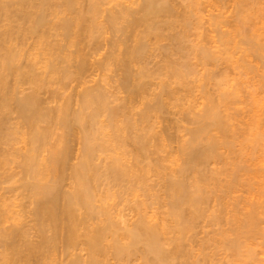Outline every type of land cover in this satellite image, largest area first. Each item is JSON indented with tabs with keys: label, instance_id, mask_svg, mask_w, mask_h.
Listing matches in <instances>:
<instances>
[{
	"label": "bare ground",
	"instance_id": "1",
	"mask_svg": "<svg viewBox=\"0 0 264 264\" xmlns=\"http://www.w3.org/2000/svg\"><path fill=\"white\" fill-rule=\"evenodd\" d=\"M216 1L218 2L220 0ZM229 1L230 0H228V2ZM236 1H238L237 4L239 7L235 6L239 8V10L237 9L238 11H234L236 16H232L235 17L233 23L235 27L231 26V30L234 28L232 32L229 31L230 28L228 30H221L223 32H220L221 27H224L221 20L225 21L226 18H229L219 13V16L218 14L215 16V14V17L213 14L207 15V17L211 15L209 19L214 21L212 26L216 27V29H213V31L215 32L214 34H218L215 35V37L219 36V43L215 44L216 42H212L215 37L212 36L213 33H206L208 29L203 33L208 36L211 34V48H213L215 44V49L219 47L223 48L218 44H225V49L228 47L226 44H233V48L236 47L238 49L237 46L243 43L241 40H239V43H234V40L237 38L233 36L238 34L237 36L235 35V37H238L240 34V39L244 40L248 49L251 50H248L250 54H247V51L244 49V55L246 54L245 56L248 57V55L253 54L252 52H255L254 57H257L256 53L261 56L264 53V37L262 38L261 35H264V33H258V31H260L263 26H260L261 29L257 30L256 36L262 34L258 35V38H255L254 34L256 31L254 34L251 33L252 31H250V29L252 28L251 30H253V27H251L252 25L250 26V23L254 20L255 22L259 20L258 24H261L259 22L260 20L262 22V18H264V16L262 17L264 12L262 9L264 1L262 0V7H260L262 4L260 5L259 3L261 0H235V2ZM209 2L204 1L203 3V1H201L202 4H200L199 0H0V264H56L60 260L55 262V260L58 259L56 257L60 256H56L59 252L62 255L64 253L65 257L63 259H66L63 262V256L61 255L62 257H59L61 261H59L58 264H60V262L66 264L65 261H67V264H110L112 262L110 261L111 259H114L113 263L116 264H131L132 261L138 260L136 259L137 257L140 258V261L138 260L139 263L145 264H204L205 262H203V260L208 255L211 257L214 256L215 262L213 263H216V261H218L216 260L217 257L224 255L222 250L227 246L228 248L224 251L227 253L228 250V254L239 249V247L237 249V239H232L230 241V238H228L229 236L226 237L224 234L225 237H222V229L219 230L222 226L219 225V223H224V221L219 222L220 219L218 220L217 217L221 214L217 211V208V213L215 211L212 212L214 210L213 208V210H210L212 213L209 212L211 214L207 216H209V219L212 217L211 220L214 222L218 220L219 223L217 222V224L221 226H218V230L221 232L222 241L220 237H217L220 238L219 241L213 234L212 237L210 236L211 239L216 238L218 240L216 241L215 239V242L213 240L214 245L212 243L209 244V242H212L209 236H206L207 238L205 237L209 239L208 241H206V239L203 240V244L201 243L198 245L201 241H199L198 244L194 242V244L195 246L198 245L196 249H199V246H201V249L202 245L203 247H208L209 244L211 247H208V249L213 246L215 253L217 248L220 250V248L222 249L224 247L220 250V254L222 251L223 255L213 252L211 255L207 252L206 254H202V252H205V248H202L204 251L201 250V253L195 251L197 257L203 255V259L198 258L200 261L202 260L200 262L194 257L196 255L195 253V255L193 254V250H195L194 244L193 250L191 248V243L193 242L192 238H196V234L193 232L196 223H198L202 217L205 219V224L203 223V226L207 223L205 214L208 213V210H206L204 214V207L209 203H207L206 198L208 187L210 184L212 187L214 185L216 186L214 189L217 191V197L222 188L226 189V187H222V182L225 177L221 181L222 188L217 184V178L219 176L221 177V174L227 173V170H225L226 167L223 166L225 169L218 168L217 170L215 168L216 171H212V168L219 162L218 160L221 159V153L223 156L229 155L225 154V150H223L225 153L221 152L222 149L227 148L228 150L232 143H235L232 139L236 140V138L239 137L236 135L244 130L241 128L242 131H240L241 129L231 122V117L233 118V122H235L234 117L236 116L237 118V113L240 112L236 111V109H229L230 106L234 104V101L231 103V100H234L235 97L231 93L235 95V90L230 92L232 96L229 95L228 91L226 94L220 93L219 95L216 93L219 96L218 99L215 97L216 94L214 92H211V94L209 93L211 90L209 87L210 90H208V88L206 90L210 95L207 93V96H209L206 98L207 96H205V94L207 91L203 89L204 93L202 94L205 96V98L203 97L204 101L209 100L208 102H204L206 105H204V108L202 106L203 111H201L202 109L198 111V113H200L199 115L194 111L196 110V107L193 106L194 104L191 105L195 108H190L189 101H187V98L185 100L186 96L183 95L184 92H182V90L185 91V88L190 87V85L193 86V84L197 83L198 86L199 83L201 84V78H203L202 84L210 86L208 81L204 80V78L210 81L212 75H220L221 73L223 75L225 70L228 72L232 69V61H228L227 59L228 63L231 62V66L229 67L230 64L227 66L228 63L223 59L225 56H221L219 52L220 48L218 51L219 53L214 50L217 55L219 54L217 56L216 53L212 51L214 48L212 50L210 48V50L205 48L207 47L205 44L207 38L205 40L203 39V43L206 46L201 43L203 41L202 38H205L207 35H200L201 37L203 36L201 39H199L200 36L196 37L202 34L201 32L204 30L202 28H208V26H206L207 24H204L205 20L203 17L200 16V18H202L200 20H204L202 21V23H204L202 24L199 22V15H203L205 12L200 10L199 12L203 13L201 14L198 12V9L200 6L201 9L205 6L208 8L209 6V13H213V11L210 10L211 2L210 4ZM220 2L218 3L219 7ZM205 3L209 5L204 6ZM234 3H231L233 4L232 6H234ZM214 4L211 8L215 7ZM256 4L258 6L255 10L260 12L261 10L259 9H262L261 15L257 11L259 16H257L255 10L251 9L254 13L256 12V15H254V13L252 15L251 12L253 11H249V8H252ZM258 7L260 8L257 9ZM223 8L224 6H222V9ZM216 9L218 10V7H216ZM220 15H222L221 18ZM254 16L259 19L254 18ZM260 17L262 18L260 19ZM219 18L221 20H219ZM209 19L206 21L209 22ZM228 21L230 22H227V25L225 24L226 27L232 25H229L231 20L229 19ZM199 23L202 24L200 25L202 30L198 28L200 27ZM263 23L264 22H262L261 25H264ZM247 24L251 27L249 31ZM203 25L204 27H202ZM211 27L209 28L212 29ZM255 28L254 30H256ZM210 29L209 31H211ZM215 30H217L218 33ZM197 31L201 32L198 33ZM192 37L198 38V40L201 41L200 43L204 46L198 43L197 46L195 45L196 43L193 44L194 39L192 41ZM245 44H243V46ZM234 45L236 46L234 47ZM199 46L202 47L199 48ZM104 47L106 48L104 49ZM103 50H105V52ZM223 50H221V53L224 54ZM102 51L103 53H101ZM225 53L227 52L225 51ZM98 55L101 56L97 58L99 60L96 59ZM193 55L195 56L194 61H196V57H198V59L205 64L203 65L200 63V66L202 64V66L207 67V65H214L215 63V65L218 66V68L215 67L218 71L220 64L225 61L226 63L223 62L225 64L222 68H229H224L225 70L221 68L219 70L223 72L219 71L220 73L218 72L216 74H214L215 71L214 73L211 72L213 71L212 65H210L211 71L207 69L210 66L205 68V70L203 68L202 72L198 73H203L202 76L200 75L199 82V75L198 77L193 75L195 72L197 74V71L200 72V68L198 66L199 69L196 68V64L199 63L196 62L195 65L193 64L194 61L191 59L194 57ZM158 56H161L159 58L162 59V61H159V58V60L156 58L158 61L153 58ZM219 56L223 58L221 59ZM240 58L241 59H238L240 62H242V60L245 62L248 59L250 63V56L246 60L243 57ZM150 59H155L157 62V65L154 66V68L156 67L155 70H153L154 68H150L151 65L149 68L147 67V64L150 63H148ZM189 59L193 61L191 64ZM217 61H220V64H218ZM236 62L238 63L237 60ZM236 62L235 64L237 66L238 64ZM246 63L247 62L244 64ZM192 64L195 67L190 66ZM235 64L232 66L233 69L237 68L239 70V66L234 68ZM240 64L241 63H239V65ZM248 66L252 67L251 64H248ZM90 67L92 70L94 69V71L99 72L98 74L100 75L98 76L101 78H98L96 82L94 81V86L89 87L87 86V82H89L87 78L93 75L87 76L88 73L89 75L93 73V71L90 72L91 70L88 71ZM249 67L247 68L249 69ZM192 68L196 69L193 70ZM252 70L255 71V67H252V69L248 71ZM225 72L224 74H226ZM94 74L96 73L94 72ZM192 76H194L199 83L197 81L195 83V81H193L194 77L192 78ZM225 76L226 75H224V77ZM216 78H218V76L214 77V79ZM190 79L193 80L191 81ZM223 79L219 80L218 78V82L224 81ZM205 81L206 83H204ZM216 83L214 85L211 84V87L215 88V90L216 88L218 89V87H222V85L217 87ZM263 85L264 84H262V86ZM25 86L29 87L28 90H30V93L26 92V94L24 92L23 89ZM195 86L196 85L193 87ZM202 86H200V88H202ZM193 87L192 90L194 91ZM260 88L264 90V86H260L259 89ZM189 89L188 91L191 93L192 90L191 88ZM48 91L49 96L47 97L45 93ZM75 92L76 95H73ZM119 92H122V94L124 92L123 96L126 95V93L128 95L124 100L119 99L117 97L121 94ZM181 92L183 93L182 96ZM215 92L218 91L216 90ZM115 93L119 94L116 96ZM213 93L217 101L214 100V98L212 100ZM44 94L46 96L45 98ZM122 94L120 95L121 97H123ZM73 96H75V99ZM140 96L142 101L143 99H148L146 100L147 102H145V100L143 101L145 103H143L144 107H142L141 110L139 107L138 109L135 107L140 111L136 112L137 114L134 115L132 114L133 110L131 111L130 106L132 104L135 106ZM136 97L138 100H136L135 103H131ZM150 97L153 98L149 99ZM182 97L189 106L186 107L187 105H184L186 110H183L184 107L181 105L183 103ZM113 98L115 102L112 100ZM73 101H75L74 105L77 109L72 107ZM142 101L140 99V106L142 105ZM56 102L58 105L54 106L53 103ZM116 102L117 104L114 106ZM179 102L181 103L179 104ZM255 102H257V100ZM51 104H53V107ZM139 104L136 106H139ZM173 105L175 109L172 107ZM176 106H180L182 110H179ZM168 107H172L174 110L177 108V110H173V112H176L175 118L182 116V124L186 119L190 118V123L194 125H191L192 128H194L190 130L191 133L188 129L184 128V124L182 125L180 123V127L183 128L181 129L182 132L179 130L180 128L175 130L173 127L175 131H180V134L189 131L187 135L183 134V140H180L181 138L178 137L180 134L176 135L180 143L183 141L181 144L178 143V139H176L174 135L173 140H175V143L177 141L175 148H180L179 151H176V155L175 153L173 154L175 150L173 151V149H170L171 146V148H174L173 140L171 139L170 141V138L173 137L172 132L174 131L171 132L172 135L169 133L171 136L167 134V130L170 131L171 129L169 127L171 126L166 127L168 128L167 130L163 129V132L166 130L165 134L167 137H170L167 138L169 139L167 141L164 139L169 145H165V142L162 141V138H165L162 137V131V133L159 132L161 135H158L159 118L164 121L166 119L165 117L162 119L163 116L161 117L159 114L161 115ZM169 109L166 110L167 113ZM228 109L233 112L235 111L234 114L236 115L229 112ZM190 110L194 111L192 112L193 114ZM179 111H183L182 113L186 111L187 114L184 113L186 114V119H183L184 114L181 113L182 115H179ZM173 112H171V114ZM165 113L166 112H163L162 115ZM167 113L165 114L166 117H171L170 114L167 116ZM224 113H228V115L226 116ZM189 114L194 115V117ZM134 116H136V118ZM177 118L176 120H179ZM254 118H256V116L254 115L252 117L251 115L250 122L253 121L252 123H254L257 120L253 126L255 125L254 127L256 130L259 129L258 131L262 133L260 126L259 128L257 126L259 124H256L260 119L258 120L257 117L254 120ZM170 119L172 120V118H169V120ZM155 121H157V131L154 127ZM229 123H231V125ZM164 124L167 123L165 122ZM175 124V127L179 126V124L177 125V121ZM232 125L235 128L238 127L237 129H239V132L235 131V134V129ZM244 125H246V123H244ZM161 127L163 128V126ZM246 128L255 129L252 128V125L248 126V124ZM246 128L244 131L247 130ZM57 131H63L62 135L58 136L59 133H56ZM233 133L236 138L232 137ZM188 134L189 137L191 134L190 138L187 137ZM76 135H78L80 141V144L76 143V146L81 145V148L78 147L77 149L76 146H74L75 143L73 144L76 140H72ZM243 135L244 137L241 135L239 138L241 141L244 140L248 143V140H245L247 137L244 132ZM262 135L264 136V134ZM242 137L244 139H242ZM239 138L237 140L240 141ZM244 141L241 142L242 148L246 144ZM155 142L158 143L156 144ZM170 144L172 145L170 146ZM18 145H22V147ZM198 145L201 146L199 147ZM71 146L72 148L74 146L77 151L80 150L79 154L76 152L73 154ZM235 146H237V144ZM232 148L233 147L230 149ZM242 148L240 147V149ZM165 149L170 150V154L167 150V153H165ZM171 150L173 151L172 154L175 156H171ZM242 150L247 152V146L245 145V148ZM242 150L241 153L239 152L240 150H238V152L242 154ZM245 152H243L242 157H245L243 156L246 155ZM160 153L162 155H170L172 158L170 157L168 162L171 167L176 166V169H174L175 167H169L166 161L169 157L166 155L162 156ZM239 153L236 154V156L239 155ZM158 154L160 156H158ZM178 154L179 158L177 157ZM232 154L233 156L235 155L233 152ZM74 155L75 157L77 156L75 162ZM161 156L164 158L161 159ZM234 158L237 159L236 157ZM239 158L238 156V159ZM243 159H239L241 164L242 161H244ZM226 160L229 161V159ZM232 160L230 162H232ZM214 161L217 162L215 163ZM254 162L256 163V161ZM262 162H264V159ZM212 163L215 164L213 165ZM237 163L239 164V162ZM237 163L233 162V164L230 163L231 165H227V167L230 166L228 174H231V176L229 177V175L226 174L228 175L226 179L229 178L228 180H230L229 184L232 190L238 187V184L239 186L241 184L243 185V183H239L241 182L239 180L242 177L241 175H244V171L241 173L238 172L242 170V167L244 168L246 164H242L241 167ZM243 163L246 162L244 161ZM256 164L259 165V163ZM262 165L263 163L259 166L262 167ZM209 166L212 168L210 169ZM208 167L210 170H208ZM255 167L257 168V166L253 168ZM260 167H258L259 171L257 170L256 172H259L258 177H263L260 175V170L261 172L263 171ZM256 168L252 169L251 167L250 169V167L246 165L244 168V170H246V175L244 176H252L249 172L251 170H256ZM254 174L256 173L254 172ZM247 178L244 177L245 180H247ZM225 183L228 184L227 182ZM246 183L245 181L244 184ZM235 184H237L236 187ZM210 190L213 189H209V192H211ZM226 190H222L223 192L220 193L227 192ZM228 191H231V189ZM216 196L214 197L216 198ZM222 196L225 197L224 194ZM19 198L28 201V203L22 204ZM134 198H141V200L136 199L137 201H135L133 200ZM125 199H127L126 201L130 200V202L133 200V204L131 203V205L134 206H130L129 202L131 208L129 206L127 207H129V210L131 209L129 212L135 209L134 212L136 213L133 214V216L135 215L134 218H138L135 221L131 214L132 220L130 221V216L127 215L130 225L127 223V216L125 218V215H119V217H122L121 219H126V222L122 224L123 221L121 222L118 215H115L118 214L117 212L120 214V210L116 209V205L119 203H115V207L113 206L117 212L112 210L113 207L110 205V203L113 201L117 202V200L118 202L119 200H123V203L126 204ZM222 199L219 200L221 201ZM209 200L210 199H208V201ZM214 200L220 203L218 199H213V201ZM213 201L211 203H213ZM160 203L162 205L160 208H165V211L162 213L161 211H155ZM238 203H240V201L235 202V205L237 206ZM224 204L226 205L228 203ZM224 204L219 205L223 208ZM153 205H157L156 208ZM219 205L217 206L219 207ZM238 206L240 207V205ZM226 207L228 208L227 205ZM234 207L232 206V210H234ZM239 207L235 208L237 209ZM230 208L225 211H230ZM209 209L211 208L209 207ZM236 209L234 213L231 211L233 215L235 212L238 213ZM239 209L237 210L241 212ZM148 210L149 212L153 210L156 213L155 215H160L159 220L161 221L158 219L155 221L153 218L156 216H152L150 219L151 213H148ZM156 210H159V208ZM222 210L223 209L220 211ZM255 210H260L258 205H252L250 213L248 212L247 216L244 215V217L241 215L242 217L240 216V218H243V221L241 220V222L238 218L239 223L237 224L235 220L239 217V213L236 219H234L236 214L234 217L231 215L233 218L232 224L230 223L231 226L233 227V223L236 225L239 224L240 226L245 223V228L247 227L246 231L250 230L249 235L258 233V228L260 229L263 220L261 217L263 216L259 217L261 215H259L260 212L258 213ZM225 211H222L223 217L228 216L227 212V214L225 213L224 215ZM212 214L217 217H213ZM152 215H154V213ZM229 216L228 222H230L231 219ZM245 217L247 218L245 219ZM259 218L261 221L260 225L258 224ZM209 219L208 221L211 222ZM28 221H31V223ZM225 221L227 222V219ZM210 222L207 224L211 225ZM223 223L222 225H224ZM121 224L125 225L122 226ZM197 226L198 228L203 227L200 225ZM227 226L228 224L225 227L229 228V226ZM235 227L238 228V226ZM235 227L232 229L233 233L234 229H239L238 231L242 229H237ZM256 227L257 231H255ZM208 229L210 230L209 226ZM195 230H197V227ZM228 230L226 229L225 233H228ZM191 232L194 233V236L190 235ZM247 232H244V234H247ZM215 233L218 234L216 231ZM199 234L200 233H197L196 236L198 237ZM208 234L212 233L210 232ZM34 237H37L35 242L33 241ZM238 237L239 236H237V238ZM198 239H195L196 242ZM241 239L243 240V236L242 238H238L240 247L244 245L243 243L240 244ZM204 242L208 244L204 246ZM217 242H221V245L223 244L225 246L222 245V247L220 245V247H218ZM215 244L217 246L216 248ZM168 246H170L171 249H167ZM58 248L59 252L57 251ZM213 248L209 250L213 251ZM240 250L239 253L241 252V255L237 256V251L236 257L229 254L230 257L233 256L235 260L237 259L232 262L237 263L238 261V263H241L244 260L241 261V258H244V256H242V250ZM79 251L80 253L82 252L83 256L85 254L84 251H86V258L79 255ZM249 253L250 251L248 254ZM204 254L207 256L205 257ZM245 254H247V251ZM225 255L228 257L227 254ZM249 255H246V257H250ZM209 256L208 259L213 260V258H209ZM240 256L241 258H238ZM230 257L227 259L224 257V263L219 260L216 264H228L227 262H231L228 260ZM233 257H231V259H233ZM211 260H208L210 264L212 263ZM136 262L137 261H135V263ZM209 262L207 264H209Z\"/></svg>",
	"mask_w": 264,
	"mask_h": 264
},
{
	"label": "rangeland",
	"instance_id": "2",
	"mask_svg": "<svg viewBox=\"0 0 264 264\" xmlns=\"http://www.w3.org/2000/svg\"><path fill=\"white\" fill-rule=\"evenodd\" d=\"M199 1H200V4H202L201 1H203V3H204V1L209 2L210 0H208V1H207V0H199ZM220 1L223 2V3H226V1H227V3H226L227 5L221 3ZM220 1L217 2L216 0H212V1H210L211 4H210V2H209V4H210V10H212L213 13H211V12L209 13V10H208V9H209V6H208L209 4H206V3L204 4V6L207 5L208 8H206V6H205L204 8H202V9H201V6H200V8L198 7V8H199V9H198V12H199L200 10H201V11L203 10V12H205V13H204L205 15H204L202 12H199V13L203 14V15H199V20L202 19V18H200V16L203 17V19L205 20V21H204V20H200L199 22L202 23V21H204L205 23H204V22H203V23H204L205 25L207 24L206 26H208V28L204 27V25H203L202 27H204V28H202V29H204V30H203L202 32L200 31L202 34H199V35H197L196 37H199L200 35H203V34H204L203 32H206L205 30H207V29H208V32H206L207 34H208V33H213L212 36H214V37H215V35H218V34H214L215 32L213 31V29H216V27L212 26V24L214 23V21H211V20L209 19V18H210L209 16H211L212 14H213V16H214L215 14H216L215 16H217V14H218V16H219V13H220V14L222 13L223 16L228 17V18L231 20V23H229V25H230V24H232V25H230V27H229V26L226 27L225 24H226L227 22H230V21H228L229 19H227V18H226L227 20L225 19V21H224V20H221L220 18H221L222 15H220L219 20H221V22L224 24V27H226V28H224V27L222 26V24H221V26H222L224 29L220 26V27H221L220 32H223V31H221V30H228L229 28H230V30H229L230 32H232V31L234 30V28H233V30H231L232 27H235V25L233 24L234 21H235V17H232V16H233V15L236 16V14H234V11H238V10H239V8L236 7V6H238V4H237L238 1L235 2V0H234V2H235L236 4L233 2V0H230V1H229L230 3L228 2V0H225V1L220 0ZM263 1H264V0H263ZM213 2H214L215 4H214ZM219 2H220V7H219V5H218ZM258 2H259V1H258ZM216 3H217V6H216ZM231 3H234V6H232L233 4H231ZM256 3H257V2H256ZM259 3H260V5L262 4V5L260 6V7H262L264 2L262 3V0H261ZM213 4H214L215 7H212V8H211V6H213ZM257 4H258V3H257ZM257 4H256L255 6H253L252 8H249V11H250L251 9L255 10V8L258 6ZM225 5H226V7H225ZM235 5H236V6H235ZM222 6H224L223 9H222ZM216 7H218V10H219V11L216 9ZM234 7H235V8H234ZM238 7H239V6H238ZM260 7H258L257 9H259ZM213 8H214V9H213ZM204 9H205V11H204ZM221 9H222V10H221ZM234 9H236V10H234ZM237 9H238V10H237ZM262 9L264 10V6H263ZM262 9H259V10L262 11ZM215 10H216V11H215ZM253 10H251V11H253ZM251 11H250V12H251ZM255 11L257 12L258 10H255ZM261 11H260V12L258 11L259 14L261 13ZM214 12H215V13H214ZM256 12H255V13H256ZM258 12H257V16H259ZM199 13H198V14H199ZM235 13H237V12H235ZM253 13H254V11L251 12L252 15H253ZM255 13H254V15H256ZM208 14H211V15H209V16L207 17ZM260 15H261V14H260ZM204 16H205V18H204ZM213 16H212V18H213ZM215 16H214V17H215ZM263 16H264V12H263L262 17H263ZM225 17H224V18H225ZM230 17H231V18H230ZM262 17H260V19H261ZM254 18L257 19L258 17L254 16ZM254 18H253V19H254ZM207 19H209V22H210V23L207 22V21H208ZM222 19H223V17H222ZM233 19H234V20H233ZM253 19H252V20H253ZM258 19H259V18H258ZM206 20H207V21H206ZM263 20H264V18H262V22H264ZM223 21H224V22H223ZM258 21H259V20L256 21L257 24H258ZM206 22H207V23H206ZM253 22H254V24H253ZM256 22H255V20H254V21L251 22L252 24L250 23V26L252 25L251 27H253V30H254L255 27H257ZM262 22H261V20H260L259 23L262 24ZM201 23H199V26L203 24V23H202V24H201ZM208 23H209V24H208ZM255 24H256V25H255ZM261 24H258V27H257L258 29L255 28L256 30H254V31L251 30L252 28H251L248 24H247L248 26L246 25L247 27H249V28H248V31H249V29L251 28V29H250V31H252L251 33L254 34V32L256 31L255 34H254L255 38H256L258 35H261L262 33H264V30H263V29H264V25H261ZM263 24H264V23H263ZM226 25H227V24H226ZM253 25H254V26H253ZM211 26H212V27H211ZM231 26H232V27H231ZM260 26H263L262 29H261ZM209 27H211L212 29H210ZM213 27H214V28H213ZM259 27H260V28H259ZM198 28L201 29V26L198 27ZM202 29H201V30H202ZM209 29H210L211 31H209ZM260 29L263 30V31H261ZM257 30H260V31H258V33H260V32H262V33H261V34H258V35L256 36V34H257ZM215 31H217V30H215ZM229 31H228V33H229ZM246 31H247V28H246ZM248 31H247V32H248ZM197 32L200 33L199 31H197ZM225 32H226V31H225ZM225 32H224V33H225ZM247 32H246V33H247ZM217 33H218V31H217ZM226 33H227V32H226ZM235 33H236V31H235ZM235 33H234V34H235ZM207 34H204V35H207ZM231 34H232V33H231ZM234 34H233V35H234ZM249 34H250V33H249ZM253 34H250V35H253ZM209 35L211 36V34H209ZM235 35L237 36L238 34H235ZM235 35H234L233 37H234V38H237V39L234 40V43H239V40H241V42H242L243 44H245L244 40L240 39V38H241V37H239V36H241L240 34H239L238 37H235ZM247 35H248V34H247ZM207 36H208V35H207ZM207 36H206L205 38H202L203 36H202V37H201V36L199 37V39L202 38V40H203V39L205 40V39L207 38V39L205 40V41H206L205 44L207 45V47H208V45H209V47H208V48L205 47V48L208 49V50H210V49L212 50V49L214 48L212 51H213L214 53H216V52L219 53V52H220L221 56H223V57L225 56L226 59H225V57L223 58V57H221V56H219V58H221V59L223 58L224 60H226V62H227V59H228V61H232V66L235 64V62H236V60H237L238 63H237V62H236V63H237L238 65L236 66V64H235L234 68L239 66L240 69H239V70H238L237 68L233 69V67L231 66V62H229V63L227 62V63H228L227 66L230 64L229 67L231 66V68H232V69L230 68L231 70L227 72V70H225V69H228L229 67H224L225 69L222 68L226 62L223 61V62H225V63L222 62L221 64H223V65H221V64L219 63L220 61H217V63L220 64L219 69H221V68L224 69V70L226 71V72L224 71L226 74H224V72L221 71V70H219V69H218V71H217L218 66H216L215 63H214V65L210 64V65H212V67H213V71H211V70H210L211 66H210V65H207V67L210 66V67H208V68L202 66V64H203V65H205V64H204L203 62H201V61L198 59V57H196L197 60L194 61V60H195V56L193 55L194 57H192V56H191L192 58L190 57V58L194 61L193 64L195 65L196 62H198L199 64H196V68H197V69L200 68V70H199L200 72L197 71V74H196V72H195V74L193 73V75H195L196 77H198V75H199V77H198V81H199V82H200V75L202 76L203 73H202V74H198V73H201L203 68H204V70H205V68H207V69H209V70H210L211 72H213V73H214V71H215L214 74L218 73L219 71H220V72H223V75H222V73H221L220 75H219V74H216L215 76L212 75V79H213L214 81H213L212 79L209 81L208 79L204 78V80L208 81V83H209L210 86H205V84H202V82H203L202 79H203V78H201V84H200V83L195 79V77L192 76V78L194 77V80H193V79H192V80L195 81V83H196V81H197V82L200 84V86L203 85V86L206 87V88H204L203 86H202V88H200L199 84H198V86H197V83H196V84H193V86L196 85V86L199 87V88H197L196 86L193 87L192 85H190V87L185 88V91L182 90V92H184V94L181 92V96H182V94L186 96V97H185V96H184V97H185V100H186V98H187V101H189L188 103H189V105H190V108H193V109H194V108L196 107V110H194V111H196L197 114L199 115L200 113H198V111H200V110L202 109V106H203V108H204V107H205L204 105H206L204 102H205V101L208 102V100H209V99H208V100H205V101H204V99H203V97L205 98V96H207L208 91H207L206 89H207L208 87L211 88V90L208 88V90H210V91H209L210 94H211V92H214L215 94L217 93V94L220 95V93H224V94H226L227 91H228V93H229L230 96L233 95V96L235 97V99L233 98L234 100H231V103H232V101H234V102H233L234 104H232V106L229 105V106H230L229 109H231V110L236 109V111H240V112H238V113L236 112L238 115H237V118H236V116L234 117V121H235V122H233V118L231 117V116H233V115L230 116L231 119H232V121H231V120H229V121H231V122L233 123V125H237V126L239 127V129L242 128V129L245 130V128L247 127V124H248V126H249V125H252V128H255V127H254L255 125L253 126V124H255V122H256L257 120H256L254 123H252L253 121L250 122V121H251L250 116L252 115V117H253V116L255 115L256 118L258 117V118H257L258 120L260 119V121H259L258 123H256V124H259V125H257V126H258V128H259V126H260V130H262V133H260L261 131H260V132L258 131L259 129L256 130V128H255V129H249V128L247 129V128H246V129H247L246 131L243 130L245 136L248 138V139H247V138L245 139V140H248V141H247L248 143H246V142L243 140V141L246 143L245 145L247 146V150H246L247 152H245V150H242L243 148H245V145L243 144L244 147L242 148V145H241L242 143H241V142H243V141H241V139L239 138V137H241V135L244 137L243 132H239V129H237L238 127L235 128V127L232 125V126L234 127V129H235V130H234V133H235V131H238V132L240 133V134L238 133V135H236V136H239V137H237V138L235 137V134H236V133H235V134L233 133L234 136L232 135V137L236 138V140H235V139H232V140H233V142H235V143L237 144V146H235V145H236L235 143H234V144L232 143V145H231V147H233L232 149H230L231 147L228 148V150H227V148L222 149L221 152L225 153V151H226L225 154H229V155H228V156H227V155H226V156H225V155L223 156V154L221 153V155H222L223 158L221 157L222 160H221V159L218 160V161H219L218 163H220L221 165L218 164V163H216L217 161H216V162L214 161L216 164L214 163V164H215V165H214V164L212 163V164L214 165L213 168L210 167L211 165L209 166L210 169L212 168V171H214L215 168H216V170H217L218 168H220V169H221V168L225 169L224 167H226L225 170H227V173H225V174H224V173L221 174V177H222V178L219 176L221 179H220L219 177L217 178V179H218V180H217V181H218L217 184L221 187V184L223 183V184H222V185H223L222 187H226V189L229 188V189H231V191H228L229 189L226 190V189H223V188L221 187L222 189H221L220 192H223V191H225V190H226L227 192H224V193H220V192H219V193H218V197H217V196H216V195H217V193H216L217 191H216V189H214V188H216V186L214 185V186L212 187V185L210 184V186L208 187V190H207V192H206V194H207V195H206V198H207V203H208V202L210 203V204L208 203L207 206L210 205L209 207H210L211 209H209V207L205 206L206 203H205V205H203V206H205V207H204V214H205V211L208 210V211H207L208 213L205 214V218L207 217V218H206V219H207V220H206L207 223L210 222V221H208L209 216H207V215H210V214H211L212 212H214V211L216 212V208H217V211H219L220 214H221L222 216H221V215L219 216V217H221V218L217 217L216 215H215V216L218 218V220L220 219L219 222L224 221V223L222 222L224 225H222V223H219L218 220H216L215 222L212 221V220H211L212 217L210 216L211 218H210L209 220H211V222H210L211 225L206 223V225H208L209 228H210V230H209V229H208V226H206V225L203 226V223L205 224V219L202 217V219L199 220V222H200L201 224H200L199 222L196 223L195 228L197 227V230H195V228H194V231H193V232H195L196 235H197V233H200L198 237L195 235V237H196L197 239L199 238L200 240L198 239L197 242H196V240H195L196 238H195V237H194L195 239L192 238L193 242L191 243V248H192V250H193V247L195 246L194 242H195L196 244H198L199 241H201V242L198 244V245H200V244L202 243L203 240H205L208 236H209V237H210V236L212 237L213 234H214V237L216 236V238H217V237H220V238H221V241H222V237H223L224 235H226V237L229 236L228 238H230V241H231L232 239H235V240L237 239V240H236L237 243H238V245H237V249H238V247H239V249L237 250V251H238V254H237V251H233L234 254H233V253H229V254H230V255H233L234 257H236V256H235L236 254H237V256H238V255H241V254H240L241 252L239 253V250L242 248V249H241V250H242V256H244V258H243V257L241 258V256L238 257V258H241V261L244 259V260H243L244 262H243V261H242L241 263H238V261H237V263L232 262V261H236L237 259L235 260L233 256H231V257H233V259H231L230 255L228 254V250H227V253H225L224 250L227 249L228 246H227L224 250H222V249L224 248L223 246H225V245L222 244V245H223V246H222V245H221V242H217V243H218L217 246L220 247V245H221L223 248H222V249L220 248V250H222L224 253L221 251V254H220V250H219L218 248H217V251H216V249H215V251H216V253H215V252H214V248H213V246H212L213 251H212V250H209V249H212V248H209V249H208V247H211V245L209 246V244H211V243L213 244V240H214V242H215V239H216V238H214V239L212 238V239H211V237H210V239H211L212 242H209V244H208V243H205L206 241H208L209 238L206 239V241L204 242V246H205V244H208V247H207V246H206V247H203V245H202V248H205V252H202V254H203V253L206 254V252H207L208 254L210 253V255L213 254V253H215V254H220V255H223V254L225 255V254H227L228 257H230L228 260L231 261V262H227V261H228V260H227L226 262H227L228 264H230V263H232V264H264V162H262L263 159H264V136L262 135V134H264V132H263V131H264V90H263L262 88H260V89L263 90V91H261V90L259 89L260 86H261V87L264 86V85L262 86V84H264V53H263V55H261V56H260L258 53H256V54H257V57H254V53H255V52H252L253 54L248 55V57H247V56H245L246 54L244 55V53H243L244 49L247 51V54H250V53H248V52L251 51V50L248 49V47H247L246 44L243 46L242 43H240V44H242V45H239V44H238V45H239V46H237L238 49L235 47L236 45H234L235 48H233V46H232L233 44H230L232 47H231L230 45L226 44V46H228V47H226L227 49H225V47H224L225 44H224V45H223V44H218L219 46L221 45V47H223V48H220V47L217 45V46L220 48V51H219V48L215 49V47H214V46H216L215 44L219 43V38H218L219 36H218V37H215V39L212 38V39H213L212 42H216V43L214 44L213 48H211L212 45L210 44V43H211V37H212V36H211V37H210V36L207 37ZM196 37H192V38H191L192 41H193V39H194L193 44L196 43L195 45L197 46V43H198V44L204 46V45H205V44L203 43L204 40L201 42V41L198 40V38H196ZM258 37H259V36H258ZM258 37H257V38H258ZM261 37L263 38L264 35L262 34ZM262 38H261V39H262ZM191 39H190V40H191ZM208 39H210V40H208ZM216 39H218V40H216ZM214 40H216V41H214ZM263 40H264V39H263ZM195 41H199V42H195ZM208 41H209V42H208ZM217 41H218V42H217ZM235 41H238V42H235ZM200 42L203 43L204 45L201 44ZM232 43H233V42H232ZM103 44H104V43H103ZM212 44H213V43H212ZM206 45H205V46H206ZM210 45H211V46H210ZM202 46H201V47H202ZM201 47L199 46V48H201ZM105 48H106V47H104V49H105ZM209 48H210V49H209ZM246 48H247V49H246ZM203 49H204V47H203ZM223 49H225V50H223ZM214 50H215L216 52H215ZM221 50L224 51V54L221 53ZM248 50H249V51H248ZM103 51L105 52V50H103ZM103 51H102L101 53H103ZM218 51H219V52H218ZM223 51H222V52H223ZM225 51H226L227 53H225ZM246 51H245V53H246ZM101 53H100V54H101ZM217 53H216V55H217ZM260 53H261V52H260ZM100 54H99V55H100ZM256 54H255V56H256ZM261 54H262V53H261ZM99 55L96 57V59L101 57V56H99ZM218 55H219V54H218ZM218 55H217V56H218ZM242 55H243V56H242ZM249 56H250V59H249L250 63L248 62V59H247V58H249ZM159 57H161V56L153 57V58H155V59L157 58V59H158ZM227 57H228V58H227ZM240 57H243V58H244V57H247V58H244L245 60L247 59L246 61L244 60V61L247 62V63L244 64L245 62H243V60H242V62H240V61L238 60V59H241ZM243 58H242V59H243ZM257 58H258V59H257ZM155 59H154V60H155ZM157 59H156V60H157ZM159 59H160V58H159ZM159 59H158V60H159ZM191 59H189V62L191 61ZM229 59H230V60H229ZM97 60H99V59H97ZM154 60H153V59H150V61H148V63L150 62L149 64H147V65H148V66H147L148 68H149L150 65H151L150 68L153 69L154 66L157 65L156 60H155L156 63H155V62L153 63ZM158 60H157V61H158ZM219 60H220V59H219ZM159 61H162V59H160ZM193 61H191L190 64H191ZM199 61H200V62H199ZM221 61H222V60H221ZM151 62L153 63V65H152ZM233 62H234V64H233ZM159 63H160V62H159ZM200 63H202V64H201L202 68H201V66H200ZM217 63H216V64H217ZM239 63H241V64L239 65ZM193 64L190 65V66H194ZM218 64H217V65H218ZM248 64H251L252 67H255V71H253L254 69H253L252 71H248L249 69H250V70L252 69V67H249ZM244 65H245V66H244ZM197 66H198L199 68H198ZM225 66H226V65H225ZM240 66H243V67H240ZM246 66L249 67V69H248ZM194 67H195V66H194ZM215 67H217V68H215ZM92 68H93V67H92ZM196 68H192V69L195 70ZM241 68H242V69H241ZM155 69H156V67H155L153 70H155ZM215 69H216V70H215ZM247 69H248V70H247ZM90 70H91V71H90ZM204 70H203V71H204ZM88 71H90V72L93 71V73H90V75H89V73H88L87 76H91L92 74H93V75H92L91 77H88V78H87V81H89V82H87V83H88L87 86H89V87H90V86H94V85H95L94 83L98 80V78H99V79L101 78V77L98 76V75H100V74H98L99 72L94 71V69L92 70L91 67L89 68ZM206 71H207V70H206ZM94 72L97 74V76H96V74H94ZM204 72H205V71H204ZM220 72H219V73H220ZM205 74H206V73H205ZM205 74H204V75H205ZM94 75H95V76H94ZM221 75H222V76H221ZM224 75H226V76L224 77ZM213 76H214V77H217V76H218L219 80H222L223 77H224V79H223L224 81H222V82L219 81V82H220V83H219V82H218V78H216V79H217V80H216V79H214ZM219 76H220V77H219ZM203 77H205V76H203ZM221 77H222V79H221ZM190 80H191V79H190ZM192 80H191V81H192ZM94 81H95V82H94ZM206 81H205L204 83H206ZM211 81L214 82V83H212ZM215 81H216L217 83H216ZM262 82H263V83H262ZM208 83H207V85H208ZM215 83H216V86H217V87H218L219 85H220V86L222 85V87H223V88H222V87H218V89L216 88V90H217L218 92H215V91H216L215 88H212V87H211V84L214 85ZM218 83H219V84H218ZM222 83H223V84L225 83L224 86H223ZM93 84H94V85H93ZM217 84H218V85H217ZM259 84H260V85H259ZM112 86H113V85H112ZM191 86L193 87L194 91L192 90V87H191ZM28 88H29V87H26V86L24 87L23 90H24L25 93H26V92H27V93H28V92L30 93V90H28ZM189 88H191V90H192L191 93H190V91H188V90H190ZM195 88H196V89H195ZM220 88H221L222 90H221ZM186 89H187V92H186ZM203 89H205V91H207L206 94H205V96H203V94H202V93H204V90H203ZM223 89H224V90H223ZM78 90H80V89H78ZM111 90H112V88H111ZM212 90H214V91H212ZM234 90H235V91H234ZM112 91H113V90H112ZM202 91H203V92H202ZM219 91H220V92H219ZM222 91H225V92H222ZM233 91H234L235 95H234L233 93H231L232 95L230 94V92H233ZM24 92H23V93H24ZM70 92H71V91H70ZM114 92H115V91H114ZM25 93H24V94H25ZM27 93H26V94H27ZM119 93L122 94V92H119ZM119 93H117V94H119ZM209 93H208V94H209ZM214 93L212 94V100H213V98H214V100L217 101V98H218L219 96H218L217 94H216V96H215ZM45 94H46L47 97H48V96H49V91H48L47 93H45ZM45 94H44V98L46 97ZM66 94H67V93H66ZM68 94H69V91H68ZM117 94L115 93L116 96H117ZM121 94H120V95H121ZM123 94H124V92H123ZM123 94H122V96H123ZM187 94H188V95H187ZM210 94H209V95H210ZM73 95H76V92L73 93ZM120 95H118L117 97H118L119 99H123V100H124L128 94L126 93V95H124L125 97L123 96L124 98L121 97ZM209 95H208V96H209ZM213 95H214L215 97H217V98L215 99V97H214ZM119 96H120V97H119ZM208 96H207L206 98H208ZM73 97H74V99H75V96H73ZM42 98H43V95H42ZM152 98H153V97H152ZM152 98L150 97L149 99H152ZM231 98H232V97H231ZM138 99H139V100H138ZM138 99H137V97H136V99L134 98V99L131 101V103H132V102L135 103L136 100H138V101L135 103V106H134L133 104H132L131 106L129 105V106L131 107V111L133 110L134 113L132 112V114H134V115H136V114H137L136 112H139V111L142 109V107H144V104H143V103L147 102L146 100H147L148 98H147L146 100L143 99V101L145 100V102L142 101L141 96H140V98L138 97ZM140 99H141V101H142V105H141V106H140V104H141ZM210 99H211V98H210ZM218 99H219V98H218ZM255 99L257 100V102H255V101H256ZM112 100L115 102L114 98H113ZM182 100H183V101H182L183 103H182L181 105H183L182 107H184L183 110H186L185 106H186V105H187L186 107H189V106H188V104H186V101H184L183 97H182ZM75 101H76V100H75ZM75 101H73V106H72V107H73L74 109H77V108H75V105H74V102H75ZM56 103H57V102H56ZM56 103H53L54 106H55V105H56V106L58 105V103H57V104H56ZM139 103H140V104H139ZM180 103H181V102H179V104H180ZM53 104H51V106H52ZM114 104H115L114 106H116L117 102L114 103ZM138 104H139V106H136V105H138ZM185 104H186V105H185ZM191 104H192V105L194 104L193 106H195V107H193ZM184 105H185V106H184ZM191 106H192V107H191ZM52 107H53V106H52ZM76 107H77V106H76ZM133 107H134V108H133ZM135 107H137V109H138V107H139L140 110H137ZM172 107L174 108V105H173ZM172 107H171V108L168 107V108H166V109L163 111V112H166V113H167L166 110H168V109L170 108V109H169V112H170V113L168 112V113H167V116L170 114L171 117H169V116L166 117V115H165L166 113H165L164 115H162L163 112L161 113V115L159 114V116H161V117L163 116L162 119H163L164 117H165L166 119L168 118V119H167L168 121H167L166 119H165V121H164V120H161V118H159V116H158V118H159V120H160V122L158 123L159 127L157 126V121H155L156 123H155V126H154L155 128H156V127L159 128V130H158V128H156V131L158 130V133H159V132L162 133V132L164 131L163 129H166V130H167L168 128H166V127H169V126L172 127V128L169 127L171 130H170V131L167 130V134L169 135V133L171 134V132L174 131V132H172L173 135L171 134L173 137L170 138L169 136H171V135H169V136L167 137V135L165 134V133H166V130H165V132L162 133V137H165V138H162V137H161V138H162V141L165 142V145L168 144V142L166 143V141L169 140V139H167V138H170V141H171V139L173 140V139H174V135H175V138H176V135L180 134V131L182 132L181 129H183L182 127H180L181 124H182V121H183V120H182V116H180L179 118L176 117L177 119H179V120H176V118H175V116H176V112H173V110H174L175 108L173 109ZM176 107H178L179 110H182V108H180V106H176ZM190 108H189V109H190ZM232 108H233V109H232ZM171 109H172V110H171ZM229 109H228V110H229ZM134 110H135V111H134ZM136 110H137V111H136ZM176 110H177V108H176ZM176 110H174V111H176ZM187 110H188V109H187ZM190 111H191V110H190ZM194 111H191V113L194 112ZM201 111H203V109H202ZM250 111H251V112H250ZM171 112H173V113H172L173 115L171 114ZM179 112H180V111H179ZM179 112H177V113H179ZM182 112H183V111H181V112L179 113V115H182V114L186 113V111H185L184 113H182ZM188 112H189V110H188ZM226 112H228V111H226ZM229 112H231L232 114H234L235 111L233 112V111H230V110H229ZM174 113H175V115H174ZM181 113H182V114H181ZM201 113H202V112H201ZM239 113H240V114H239ZM186 114H187V113H186ZM186 114H184L183 116L185 117ZM192 114H193V113H192ZM192 114H189V115H191L192 117H194V115H192ZM224 114H225V113H224ZM229 114H230V113H229ZM250 114H251V115H250ZM177 115H178V114H177ZM179 115H178V116H179ZM225 115L227 116L228 113H226ZM234 115H236V114H234ZM191 116H190V117H191ZM134 117L136 118V116H134ZM173 117H174V119H173ZM184 117H183V119H186V117H185V118H184ZM187 117H188V116H187ZM192 117H191V118H192ZM169 118H172V120H171V119L169 120ZM180 118H181V119H180ZM256 118H254V120H255ZM235 119H237V120H235ZM252 119H253V118H252ZM157 120H158V119H157ZM159 120H158V121H159ZM173 120H174L175 122L177 121V125L179 124V126H176L177 128L175 127L176 124H175V122H174ZM189 120L191 121L190 118H189V119H186V120H185L186 122L184 121V122H183L184 125H183V124H182V125L184 126V128H186V129H188V130L190 131V130H193V129H194V128H192V126H194V125H192V123H190ZM169 121H170V122H169ZM171 121L173 122V124H172ZM187 121H188V123H187ZM162 122H163V123H162ZM165 122H166L167 124H164ZM260 122H261V124H260ZM161 123L164 124V125H162ZM180 123H181V124H180ZM185 123H186V124H185ZM189 123H190V124H189ZM244 123H246V125H244ZM249 123H252V124H249ZM170 124H171V125H170ZM229 124L231 125V123H229ZM167 125H168V126H167ZM172 125H173V126H172ZM191 125H192V126H191ZM161 126H163V128H162ZM164 126H165V128H164ZM160 127H161V128H160ZM173 127H174L175 130H176V129L178 130V128H180V129H179L180 131H175V130L173 129ZM190 128H191V129H190ZM160 129H161V130H160ZM242 129H241L240 131H242ZM161 131H162V132H161ZM168 131H169V132H168ZM184 131H186V130H184ZM184 131H183V132H184ZM189 131H188L187 133H189ZM176 132H179V133H176ZM56 133H59L58 136H60V135H62L63 131H61V132L57 131ZM160 133H159L158 135H161ZM174 133H176V134H174ZM187 133H183V134H186V135H187ZM190 133H191V131H190ZM241 133H242V134H241ZM246 133H247V134H246ZM183 134L178 135V137L181 138L180 140H183V139H182V138L184 137ZM163 135H164V136H163ZM165 135H166V136H165ZM56 136H57V134H56ZM178 137H177L176 139H178ZM187 137L190 138V137H191V134H190V137H189V134H188ZM243 137H242V139H244ZM161 138H160V139H161ZM238 138L240 139L241 142H240L239 140H237ZM164 139H165L166 141H165ZM185 139H186V137H185ZM72 140H74V141L76 140V142L71 141V142H73V144L75 143L74 146H76V145L80 142L79 139H78V135H76V136L74 137V139H72ZM77 140H78V141H77ZM187 140H189V139H187ZM234 140H235V141H234ZM237 141H238V143H237ZM164 142H163V143H164ZM172 142H174V145H173V146H174V148H175V146H176V144H177V141H176V143H175V140H173ZM182 142H183V141H181V143H182ZM76 143H77V144H76ZM155 143H156V142H155ZM155 143H154V144H155ZM157 143H158V142H157ZM157 143H156V144H157ZM169 143H171V142H169ZM178 143H180L179 139H178ZM181 143H180V144H181ZM70 144L73 145L72 143H70ZM79 144H80V143H79ZM156 144H155V145H156ZM172 144H173V143H172ZM172 144H170V146H171ZM180 144H178V145H180ZM168 145H169V144H168ZM178 145H177V147H178ZM240 145H241V146H240ZM18 146H21V147H22V145H18ZM74 146H73V148H72V146H71V149H72V151H73V154H75V152H76L77 154H79V151H80V150L77 151L76 149H77L78 147L81 148V147H80L81 145H80V146H79V145L76 146V149L74 148ZM170 146H166V147H170ZM198 146L200 147L201 145H198ZM171 147H172V146H171ZM171 147H170V149H173V151L175 150L174 152L171 150V156H175V155H176V151H177V150L179 151L180 148L178 147L179 149H177V148L174 149V148H171ZM240 147H241L242 149H240ZM154 148H155V147H154ZM154 148H153V149H154ZM196 148H198V147H196ZM74 149H75V150H74ZM233 149H234V150H233ZM166 150H167V149H165V153H167V151H168L169 154H170V150H167V151H166ZM223 150H225V151H223ZM230 150H232V151H230ZM235 150H236V151H235ZM238 150H240V151H239L240 153H241V150H242V154H243V152H245L246 155H243V156H245V157H242V154H240V153L238 152ZM227 151H228V153H227ZM172 152H173V154L175 153V155H173ZM229 152H231V153H229ZM232 152L235 154L234 156H233ZM161 153L164 154L163 152H161ZM161 153H160V155H162ZM177 153H179V152H177ZM238 153H239V155L236 156V154H238ZM77 154H76V155H77ZM169 154H168V155H169ZM230 154H231V155H230ZM160 155L158 154V156H160ZM165 155H166V154H165ZM165 155H162V156H165ZM221 155H220V156H221ZM240 155H241V156H240ZM154 156H155V155H154ZM162 156H161V159L164 158V157H162ZM166 156H167V155H166ZM171 156H170V155L167 156V157H169V159L166 160L167 162H168V160H170V157H171ZM178 156H179V154L177 155V157H178ZM231 156H232V157H231ZM238 156L240 157V158H239L240 160L244 158L243 160H244L246 163H243L244 161H242V164H244V165H245V164L248 165V166L250 167V169H251V167H252V169H255L256 167L253 168L254 166H257V168H258V167H260L259 165H261V164L263 163L262 167H260V168L263 170L262 172H261V170H260V175H262L263 177H261V176L258 177L259 172H256V171H257V170L259 171V168H258V169L256 168V170H251V171H253V172H251V171L249 172L250 174H252V176H244V175H246V174H245V173H246V170H244V168H245L246 165L244 166V168L242 167V164L240 163V161H239V159H238ZM224 157H225L226 159H229V161L226 160ZM227 157H228V158H227ZM229 157H230V158H229ZM234 157H236L238 160L235 159ZM76 158H77V156L75 157V155H74V162L76 161ZM159 158H160V157H159ZM171 158H172V157H171ZM174 158H175V157H174ZM178 158H179V157H178ZM232 158H233V160H232ZM234 159H235V161H236V160H237V161L235 162ZM253 159H254V160H253ZM255 159H256V160H255ZM220 160H221V161H220ZM224 160H226V161H224ZM231 160H232V162H230ZM261 160H262V161H261ZM223 161H224V162H223ZM254 161H256V163H259V165L256 164ZM259 161H260V162H259ZM222 162L224 163V165H223ZM226 162H227V163H226ZM228 162H230L231 164H233V162H234V163L239 162V164H238V163H237V164H238L239 166L242 167V170H240L238 173H241V172L244 171V172H243L244 175H243V174H242V175L240 174V175H241L242 177L244 176L245 178L248 177L247 180H245L244 177H243V179H242V177L240 176L241 179H242V180H245L247 183L244 184L245 181H242V180L240 179L239 181H241V182H239V183H243V185L241 184V185L239 186V184L237 183V184H238V187H236L237 184H235V187H236V188L233 189V190H232V187L230 188V184H229V181H230V180H228L229 178L226 179V178L228 177V175H229V177L231 176V174H228V173H229V172H228V171H229L228 169H229V167H230V166L227 167V165L230 164V163H228ZM261 162H262V163H261ZM254 163H255L256 165H255ZM260 163H261V164H260ZM168 164H169V162H168ZM179 164H180V163H179ZM225 164H226V165H225ZM231 164H230V165H231ZM252 165H253V166H252ZM218 166H221V167H218ZM223 166H224V167H223ZM169 167H171L170 164H169ZM173 167H175L174 169H176V166H173ZM173 167H171V168H173ZM209 167H208V170H210ZM241 167H240V169H241ZM246 168H248V167H246ZM216 170H215V171H216ZM248 171H249V170H248ZM210 172H211V171H210ZM254 172L257 174V176H256V174H254ZM247 173H248V172H247ZM249 173H248V174H249ZM262 173H263V174H262ZM226 174H228V175H226ZM248 174H247V175H248ZM250 174H249V175H250ZM224 175H225V176H224ZM237 175H239V174H237ZM253 176H255V177H253ZM224 177H225V178H224ZM238 177H239V176H238ZM256 177H257V178H256ZM223 178H224V181L227 180V181H225V182H227L228 184H226L224 181L221 183V181L223 180ZM249 178H250V179H249ZM248 179H249V182H248ZM219 181H220V183H219ZM224 184H226V185H228V186H226V185H224ZM246 185H247V186H246ZM249 185H250V186H249ZM211 187H212V188H211ZM233 187H234V186H233ZM209 189H213V190H210L211 192H209ZM222 190H223V191H222ZM214 191H215V192H214ZM212 192H213L215 195H214ZM230 192H231V193H230ZM211 193H212L213 195H212ZM226 193H227V194H226ZM210 194H211V195H210ZM219 194H220V196H219ZM223 194H224L225 197L222 196ZM228 194H229V195H228ZM226 195H227V196H226ZM212 196H213V197H212ZM214 196H216V198H215ZM221 196L223 197L224 200L222 199ZM211 198H212V201H213V199H218V200H219V199H222V200H221V201L219 200L220 203H218L216 200H214L213 203H211V202H212V201H211ZM136 199L141 200V198H136ZM136 199L134 198L133 200L137 201ZM208 199H210V200L208 201ZM19 200H20V202H22V204H26V203H28V201H26V200H24V199H22V198H19ZM126 200H127V199H125L126 204L123 203V202H124L123 200H119V202H118V200H117V202L111 200V201H113L112 203H113L114 205H113L112 203H110L111 201H110L109 203H110V205H112V207H113V206L115 207V205H116L117 203H119V204H117L118 207H117V205H116V209H117V210H118V209L120 210V214H119V212L116 211V209H115L114 207L112 208V210H114V211H116V212L118 213V214H115V215H118V218H120V219L122 218L121 216L119 217V215H123V216L125 215V218H126V216L128 215V216H130V219H129L130 221L132 220V218L135 219V221H136V219H138V218H134L135 215L133 216V214L136 213V212H134L135 209H133L132 212H129V211H131V209L129 210V207H130V206H134V205H131V203L133 202V200H132L131 202H130V200H129V201H126ZM139 200H138V201H139ZM120 201H122V202H120ZM135 201H134V203H135ZM222 201H223V202H222ZM239 201H240V203H241V202H242V203H241V204L238 203L237 206H236V205H235V202H239ZM129 202H130V206H129ZM216 202H217V203H216ZM221 202H222V203H221ZM115 203H116V204H115ZM127 203H128V205H127ZM224 203H228V204H226V205L228 206V208L231 207V208H230V211H229V210H228V211H225V210H227L228 208L226 207V205H225ZM132 204H133V203H132ZM219 204H220V205H223V204H224L223 208H221ZM157 205H159V204H157ZM157 205H156V206H157ZM217 205H219V207H218ZM238 205H240L241 208H240ZM252 205H253V206H254V205H258V207H259L260 210H258V211L255 210V211L258 212V213L260 212L259 215H260V214H261V215H260L259 217L263 216V217H261V218H263V220H262V224H261V223H260L261 221H260V218H259V223H258V224H259V225L261 224V225H260V229L258 228L259 232L256 233V234H252V233H251L252 235H249L250 230H247L248 232L246 231V228H247V227L245 228V226H246V225H244L245 223L242 225L241 222L243 221V220H242L243 218H240V216H241V215H242L243 217H244V215L247 216L248 212L250 213V210H251V208H252ZM127 206H129V207H127ZM153 206H154V205H153ZM156 206H154V207L156 208ZM160 206H162L161 203H160L159 207L157 206V208H156V209L159 208V210H156L154 207H151V208H154L156 212H157V211H159V212L161 211V213H162V212L165 211V210H164L165 208H164V207H161V208H160ZM232 206H233V207H234V206H235V207H239L240 209H239V208H237V209H239L241 212H239L235 207L233 208L234 210H232ZM206 207H207V208H206ZM130 208H131V207H130ZM132 208H134V207H132ZM151 208H150V209H151ZM162 208H163V210H162ZM202 208H203V207H202ZM213 208H214V210H213ZM224 208H227V209H224ZM256 208H257V207H256ZM154 209H153V210H154ZM221 209H223V210L225 211V212H224V215H225L226 212L228 213V216H229V214H230V216H229V217H231L230 222H228V221H229L228 216H224V217H223V214H222V213H223V212H222L223 210L220 211ZM235 209H236V211L239 213V217H237V214H238V213H236V212H235L236 216H235V214L233 215ZM257 209H258V208H257ZM153 210L150 211V212H149V210H148V213H151V217H150V219L152 218V216H153V217H154V216H156V217L158 216V215H155L156 213H155ZM210 210H213V211L211 212ZM253 210H254V209H253ZM121 211H122V212H121ZM231 211H232L233 213H231ZM209 212H211V213H209ZM153 213H154V215H152ZM216 213H217V212H216ZM227 213H226V214H227ZM240 213H242V214H240ZM129 214H130V215H129ZM131 214H132V218H131ZM158 214H160V213H158ZM214 214H215V213H214ZM214 214H212L213 217H215ZM231 215H233V217L235 216L234 219H236V217H237L236 220H238V218L240 219V221L242 220L240 223H241V225H242L243 227L240 226L239 224L236 225L237 223H239V220H238V221L235 220L236 224L233 223V227H232V226H231V224H232L231 222H233V218H232ZM128 216H127V221H128L127 223H128V225H130V222H129V220H128V218H129ZM159 216H160V215H159ZM159 216H158L157 218L154 217L153 219H155V221H156L157 219L159 220V219H160ZM242 216H241V217H242ZM136 217H137V214H136ZM226 217H227V218H226ZM225 218L227 219V222H228V223L225 221V220H226ZM246 218H247V217H245V219H246ZM29 219H30V218H29ZM29 219H28V220H29ZM120 219H119V220H120ZM203 219H204V221H203ZM221 219H222V220H221ZM224 219H225V220H224ZM30 220H31V219H30ZM125 220H126V219H125ZM125 220H124V219H121V222L123 221L122 224H123L124 222H126ZM201 220H202L203 222H202ZM231 220H232V221H231ZM26 221H27V220H26ZM135 221H134V222H135ZM159 221H161V220H159ZM247 221H248V219H247ZM247 221H246V223H247ZM28 222L31 223V221H28ZM28 222H27V223H28ZM213 222H214V227H215L217 230L213 227ZM217 222H218L219 225H221L222 227L219 226V225L217 224ZM127 223H126V224H127ZM132 223H133V222H132ZM225 223H226V225L228 224L229 228H230V226H231V228H230V229H229V228H226V227H225V226H226ZM230 223H231V224H230ZM248 223H249V222H248ZM122 224H121V225H122ZM216 224H217V225H216ZM234 224H235V225H234ZM249 224H250V223H249ZM249 224H248V227H249ZM31 225H32V224H31ZM124 225H125V224H124ZM124 225H122V226H124ZM197 225L203 226L205 229H204L203 227H199V228H198ZM215 225H216L217 227H216ZM210 226H211V227H210ZM218 226L221 227V228H219ZM228 226H227V227H228ZM235 226H238V228H242V229H241L240 231H238L239 229H238L237 227H235ZM212 227L214 228V231H213V228H212ZM234 227L237 228L238 230H235V229H234V230H233L234 233H233V232H232V229H233ZM257 227H258V225H257ZM257 227H256L255 231H257ZM201 228H203V229H201ZM211 228H212V229H211ZM218 228H219V230L222 229V230H221L222 233L219 232ZM223 228H226L227 230L229 229V230H228V233L231 232V233L234 234V236H233V234H231V233H229V234H228V233H225L226 229H223ZM243 228H245V229H243ZM207 230H208V231H207ZM211 230H212V231H211ZM243 230H244V231H243ZM196 231H197V233H196ZM215 231L218 232L219 235L216 234ZM223 231H224V232H223ZM242 231H243V233H242ZM255 231H254V232H255ZM193 232H191V234H190L191 236H194V233H193ZM210 232H211L212 234H208V233H210ZM236 232H237V233H236ZM239 232H240V233H239ZM244 232H247V234H244ZM254 232H253V233H254ZM192 233H193V235H192ZM220 233L222 234V237H221ZM206 234H207V235H206ZM215 234H216V235H215ZM223 234H224V235H223ZM227 234H228V235H227ZM236 234H238V235H236ZM239 234H240V235H239ZM34 235H35V234H34ZM230 235H231V236H230ZM235 235H236V237H235ZM206 236H207V237H206ZM232 236H233L234 238H233ZM237 236H239L238 238H240V237L242 238V236H243V240L241 239V243H240V244H242V243L244 244L242 247H240V245H239V242H238V238H237ZM205 237H206V238H205ZM224 237H225V236H224ZM36 238H37V237H34V240H33L34 242H35V239H36ZM220 238H217V239L220 241ZM32 239H33V235H32ZM201 239H202V240H201ZM217 239H216V241H218ZM36 240H37V239H36ZM194 240H195V241H194ZM223 240H224V239H223ZM235 240H234V241H235ZM239 240H240V239H239ZM31 241H32V240H31ZM243 241H244V242H243ZM217 243H216V244H217ZM223 243H224V241H223ZM235 243H236V242H235ZM237 243H236V244H237ZM193 244H194V246H193ZM202 244H203V243H202ZM216 244H215V248L217 247ZM225 244H226V243H225ZM198 245H196V246H198ZM213 245H214V244H213ZM196 246L194 247L195 250H193V254H194V253L196 254V255L194 254V255H195L194 257H196V259H198V258L203 259V257H202L203 255H201V254H200V255H201L202 258H201L200 256L197 257V253H201V250H202V248L200 249L201 246L198 247L200 250H199V249H196ZM59 248H60V250H61V247H60V246H59ZM59 248L57 249L58 252H59ZM169 248L171 249L170 246H168L167 249H169ZM206 248H207L208 250H207ZM229 248H230V247H229ZM192 250H191V251H192ZM206 250H207V251H206ZM229 250H230V249H229ZM241 250H240V251H241ZM248 250L250 251V253H249L250 255L248 254V252H249ZM57 251H56V254H57ZM191 251H190V252H191ZM195 251H196V252L198 251V252L196 253ZM202 251H204V249H203ZM218 251H219V252H218ZM244 251H245V252L247 251V254H245ZM212 252H213V253H212ZM230 252H231V251H230ZM59 253H60V252H59ZM59 253H58L57 255L55 254L56 256L60 255V256H58V257L55 256L56 258H58V259L55 258V259H56L55 262H56L57 260H59V259H60L59 261H61V258H59V257H62V256H63V257H62V261L64 262V260L66 259V258L63 259V258L65 257L64 253H63V255H62L61 253H60V254H59ZM77 253H78V252H77ZM84 253H85L84 256H83L82 252L80 253V251H79L78 254H79V255H82L84 258H86V257H85V255L87 256L86 251H84ZM222 253H223V254H222ZM205 254H204V256H205ZM61 255H62V256H61ZM198 255H199V254H198ZM224 255H223V256H220V257L217 255V256L219 257V259H218V257L216 256V257H217L216 260H218V261L220 260L221 262L223 261V263H224V259H223V258H224V257H225V259L228 258V257H226V255H225V256H224ZM246 255H249L250 257H246ZM206 256H207V255H206ZM206 256H205V257H206ZM208 256H209V255H208ZM208 256L206 257L207 259H208ZM213 257H214V256H213ZM213 257L209 256V258H213ZM206 258L203 260V262H205L204 264H207V263L209 262L208 260H211V259H208V260H207ZM34 259H37V258H34ZM136 259L139 260L140 258L137 257ZM222 259H223V260H222ZM37 260H38V259H37ZM138 260H134V261H132L131 264H132V263L134 264L135 261H137L135 264H140L141 262L139 263L140 260H139V261H138ZM198 260H199V259H198ZM205 260H206L207 262H206ZM213 260H214V261H213ZM213 260H211V262H212L211 264H216V263L218 262V261H216V263H213V262H215V259L213 258ZM33 261H34V260H33ZM59 261H58V262H59ZM107 261H108V259H107ZM110 261H112V262H111L112 264H116V263H113V262H114V259H113V260L111 259ZM110 261H109V262H110ZM115 261H116V260H115ZM199 261H200V260H199ZM201 261H202V260H201ZM201 261H200V262H201ZM35 262H36V261H35ZM58 262H57L56 264H58ZM65 262H66V264H67V261H65ZM109 262H107V263H109ZM142 262H143V261H142ZM203 262H202V263H203ZM239 262H240V261H239ZM111 263H110V264H111ZM223 263H222V264H223ZM32 264H33V263H32ZM60 264H63V263L60 262ZM141 264H145V263H141ZM209 264H210V262H209ZM218 264H219V263H218ZM225 264H226V263H225Z\"/></svg>",
	"mask_w": 264,
	"mask_h": 264
}]
</instances>
